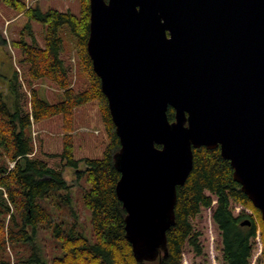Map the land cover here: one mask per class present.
Here are the masks:
<instances>
[{"label":"water","instance_id":"1","mask_svg":"<svg viewBox=\"0 0 264 264\" xmlns=\"http://www.w3.org/2000/svg\"><path fill=\"white\" fill-rule=\"evenodd\" d=\"M89 10L86 50L119 139L115 193L135 260L167 255L194 149L220 150L264 222V0H89Z\"/></svg>","mask_w":264,"mask_h":264},{"label":"trees","instance_id":"2","mask_svg":"<svg viewBox=\"0 0 264 264\" xmlns=\"http://www.w3.org/2000/svg\"><path fill=\"white\" fill-rule=\"evenodd\" d=\"M0 1L26 18V30H30L31 22L44 26L42 44L31 30L29 42L21 38L12 43L26 65L21 79L29 89L26 104L21 99L23 83L17 71L9 84H0V264H181L187 250L195 257L204 254L202 233L193 225L203 210L209 211L210 222L218 233L222 264L264 262V222L259 211L233 180V169L221 157L220 150L202 147L193 150L192 170L176 189L174 224L166 233L167 255L155 262L138 263L125 237L126 212L115 193L120 174L113 156L120 148L119 139L86 50L89 0H79L78 16L38 5L27 8L23 0ZM63 27L75 39L76 63L82 79L79 87L72 82V67L62 58L64 44L59 31ZM0 42L6 44L1 35ZM37 83H48L61 94L60 99L48 101L40 95L41 89L34 88ZM92 104L99 113L105 149L99 159L77 160V114ZM174 117V110L169 107V122ZM53 118H59L62 144L61 152L49 157H58L62 167L75 171L80 162L85 166L78 174L84 175L89 186L82 194V205L90 213L93 243L77 229L71 185L63 177V168H51L46 160L31 157V126ZM66 214L68 220L64 218ZM246 221L249 224L242 225ZM38 231H47L56 245L58 255L49 261L34 242ZM212 239L213 245L216 237ZM260 245L261 252L255 253ZM9 249L22 250L15 263L7 256Z\"/></svg>","mask_w":264,"mask_h":264},{"label":"rangeland","instance_id":"3","mask_svg":"<svg viewBox=\"0 0 264 264\" xmlns=\"http://www.w3.org/2000/svg\"><path fill=\"white\" fill-rule=\"evenodd\" d=\"M26 6L38 5L41 9L56 8L62 12H70L75 16L79 15L80 5L79 0H23ZM27 20L21 14H17L13 10L6 7L0 1V35L5 40L6 44L0 42V84H9L13 79L14 71H17L20 81L22 72L25 70L26 65L21 62V56L19 52L13 47L12 43L16 40L23 38L26 42H29L31 36L29 31L34 34L36 41L42 44L44 37V26L31 22L30 30H26ZM60 34L63 39V52L62 58L64 61L72 67V82L76 87L80 86L82 82L81 76L78 72V66L76 63L75 52V39L69 34L66 27L60 29ZM81 79V80H80ZM21 85V92L23 102H25V95L29 98V89L23 80ZM47 84V85H46ZM46 84H35L34 88L41 89L45 92L48 101L56 102L60 99L61 94L54 88ZM5 101L9 103L8 99ZM29 109V103L27 105ZM78 126L74 130L75 146L74 155L75 159L82 160L85 158H101L105 149V137L103 134L101 121L98 110L94 104L88 107H83L77 114ZM59 118H53L52 120L45 121L37 126L35 129L39 131L33 142V154L31 157H38L39 159L46 160L47 164L51 168H63V177L71 185L69 192L72 197V207L77 216L78 223L77 229L82 235L93 243L94 238L90 225V213L82 205V194L89 188L86 179L83 174H78V171L84 170V163L80 162L78 171L64 168L61 166L60 159L58 157H49V155H56L61 152L62 134L59 126ZM97 131L98 133H95ZM234 214H238L237 210H234ZM64 218L68 220V215H64ZM70 223V221H69ZM193 225L197 231L202 233L201 242L203 245L204 254L201 257H195L190 251H186L183 255L181 264H222L220 254V243L217 237V231L210 222V213L208 210H203L201 214L194 219ZM216 237L214 244L212 245V237ZM34 242L41 249L42 255L47 261L52 256L58 255L54 250L56 246L52 241L50 234L47 231H38ZM260 249V250H259ZM260 247L255 249V253L261 252ZM22 250L17 249L13 251L9 249L7 256L11 263H15L16 255L22 256ZM257 264H264L262 261H258Z\"/></svg>","mask_w":264,"mask_h":264},{"label":"built area","instance_id":"4","mask_svg":"<svg viewBox=\"0 0 264 264\" xmlns=\"http://www.w3.org/2000/svg\"><path fill=\"white\" fill-rule=\"evenodd\" d=\"M30 7L29 5L27 6V8ZM95 133H98L97 131H95ZM39 134V131L37 129H35V126L32 125L31 126V138L34 141V139L36 138V136ZM12 166V165H11Z\"/></svg>","mask_w":264,"mask_h":264},{"label":"crops","instance_id":"5","mask_svg":"<svg viewBox=\"0 0 264 264\" xmlns=\"http://www.w3.org/2000/svg\"><path fill=\"white\" fill-rule=\"evenodd\" d=\"M40 95L47 99V96L45 95V92L43 90H41Z\"/></svg>","mask_w":264,"mask_h":264}]
</instances>
